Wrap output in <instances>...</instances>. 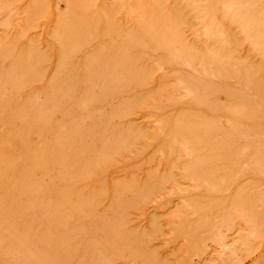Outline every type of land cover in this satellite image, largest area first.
Returning a JSON list of instances; mask_svg holds the SVG:
<instances>
[{
	"label": "rangeland",
	"instance_id": "1",
	"mask_svg": "<svg viewBox=\"0 0 264 264\" xmlns=\"http://www.w3.org/2000/svg\"><path fill=\"white\" fill-rule=\"evenodd\" d=\"M0 264H264V0H0Z\"/></svg>",
	"mask_w": 264,
	"mask_h": 264
},
{
	"label": "bare ground",
	"instance_id": "2",
	"mask_svg": "<svg viewBox=\"0 0 264 264\" xmlns=\"http://www.w3.org/2000/svg\"><path fill=\"white\" fill-rule=\"evenodd\" d=\"M214 4V3H213ZM236 5V4H235ZM246 6V5H245ZM176 7V6H175ZM219 8V7H218ZM80 9V8H79ZM68 11V10H67ZM65 12V11H64ZM249 13V12H248ZM66 14V13H65ZM235 14V13H234ZM260 14V13H259ZM177 17V16H176ZM219 17V16H218ZM110 19V18H109ZM112 19V18H111ZM225 21V20H224ZM249 21V20H248ZM95 23V22H94ZM232 23V22H231ZM113 24V23H112ZM165 24V23H164ZM66 25V24H65ZM81 26V25H80ZM64 27V26H63ZM197 27V26H196ZM215 27V26H214ZM79 29V28H78ZM81 29V28H80ZM60 30V29H59ZM83 30V29H82ZM207 33H208V31H206ZM63 33H64V31H63ZM178 33V32H177ZM251 33V32H250ZM83 34V33H82ZM173 34V33H172ZM198 34V33H197ZM70 35V34H69ZM202 35V34H201ZM255 35V34H254ZM65 37V36H64ZM68 39H69V37H68ZM251 39V38H250ZM70 40V39H69ZM71 41V40H70ZM70 41H68V43L67 44H69V42ZM83 42V41H82ZM60 43L62 44V41H60ZM65 43V42H64ZM89 43V42H88ZM110 43V42H109ZM130 43V42H129ZM83 44V43H82ZM166 44V43H165ZM234 44V43H233ZM236 44V43H235ZM63 45V44H62ZM178 45V44H177ZM64 46H66V45H64ZM60 48H61V45H60ZM124 48V47H123ZM168 48V47H167ZM63 49V48H62ZM77 49V48H76ZM127 49H128V47H127ZM126 49V51H128ZM65 50V49H64ZM67 50V49H66ZM69 50V49H68ZM80 50V49H79ZM59 51V50H58ZM63 51V50H62ZM62 51H60V52H62ZM73 53V52H72ZM61 54V53H60ZM66 54V53H65ZM24 55H25V53H24ZM72 55V54H71ZM196 55V54H195ZM34 56V55H33ZM62 56H64V55H61V57ZM97 56H98V54H97ZM225 57V56H224ZM91 58V57H90ZM122 58V57H121ZM216 58V57H215ZM63 59V58H62ZM229 59V58H228ZM173 60V59H172ZM192 61V60H191ZM221 63V62H220ZM26 64V63H25ZM59 65V64H58ZM75 65V64H74ZM74 67V66H73ZM238 67V66H237ZM239 67H240V65H239ZM238 67V68H239ZM236 68V67H235ZM23 69V68H22ZM31 69V68H30ZM212 69V68H211ZM70 71V70H69ZM252 71V70H251ZM237 72V71H236ZM30 73V72H29ZM218 73V72H217ZM70 74V73H69ZM61 75V74H60ZM76 75V74H75ZM114 76V75H113ZM5 77V76H4ZM246 77V76H245ZM75 78H76V76H75ZM103 79V78H102ZM116 80V79H115ZM90 81V80H89ZM7 82H8V80H7ZM111 82H113V81H111ZM71 83V82H70ZM91 85H92V83H91ZM109 87V86H108ZM68 89V88H67ZM66 89V90H67ZM70 90V89H69ZM91 96V95H90ZM89 97V96H88ZM54 106V105H53ZM50 109V108H49ZM47 110V109H46ZM240 203V202H239ZM246 206V205H245ZM9 222V221H8ZM232 222V221H231ZM10 224V223H9ZM223 228V227H222ZM23 240V239H22ZM217 241V240H216ZM219 241V240H218ZM219 243V242H218ZM25 244H26V242H25ZM24 244V245H25ZM23 245V246H24ZM234 254V253H233Z\"/></svg>",
	"mask_w": 264,
	"mask_h": 264
}]
</instances>
